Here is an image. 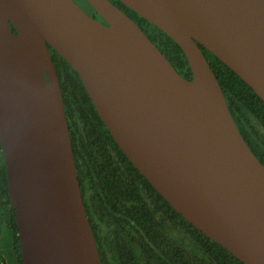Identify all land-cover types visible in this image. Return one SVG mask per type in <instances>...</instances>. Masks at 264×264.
Returning <instances> with one entry per match:
<instances>
[{
    "label": "water",
    "instance_id": "95a60500",
    "mask_svg": "<svg viewBox=\"0 0 264 264\" xmlns=\"http://www.w3.org/2000/svg\"><path fill=\"white\" fill-rule=\"evenodd\" d=\"M0 0V146L23 264H104L50 46L116 143L186 221L264 264V164L201 46L264 100V0H118L183 50V76L112 0Z\"/></svg>",
    "mask_w": 264,
    "mask_h": 264
},
{
    "label": "trees",
    "instance_id": "16d2710c",
    "mask_svg": "<svg viewBox=\"0 0 264 264\" xmlns=\"http://www.w3.org/2000/svg\"><path fill=\"white\" fill-rule=\"evenodd\" d=\"M186 78L181 47L164 31L114 0ZM250 148L264 164V100L235 71L201 46ZM60 79L86 212L104 264H244L178 213L134 166L105 126L78 73L50 46ZM0 223L11 225L14 260L23 264L15 209L0 146Z\"/></svg>",
    "mask_w": 264,
    "mask_h": 264
},
{
    "label": "crops",
    "instance_id": "0c3cea01",
    "mask_svg": "<svg viewBox=\"0 0 264 264\" xmlns=\"http://www.w3.org/2000/svg\"><path fill=\"white\" fill-rule=\"evenodd\" d=\"M1 198L3 195L0 191ZM13 238L14 233L11 225L2 220L0 223V264H12L14 260Z\"/></svg>",
    "mask_w": 264,
    "mask_h": 264
},
{
    "label": "flooded vegetation",
    "instance_id": "af4514ba",
    "mask_svg": "<svg viewBox=\"0 0 264 264\" xmlns=\"http://www.w3.org/2000/svg\"><path fill=\"white\" fill-rule=\"evenodd\" d=\"M90 16L93 18L99 19L103 23L107 24L106 21L96 12L92 5L86 0H75ZM114 1V0H112ZM116 3V2H115ZM52 53V52H51Z\"/></svg>",
    "mask_w": 264,
    "mask_h": 264
}]
</instances>
